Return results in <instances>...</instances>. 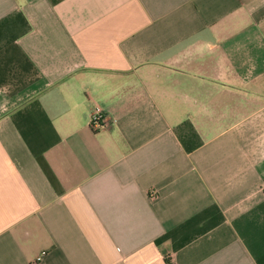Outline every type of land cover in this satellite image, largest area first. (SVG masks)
Segmentation results:
<instances>
[{
	"label": "crops",
	"instance_id": "1",
	"mask_svg": "<svg viewBox=\"0 0 264 264\" xmlns=\"http://www.w3.org/2000/svg\"><path fill=\"white\" fill-rule=\"evenodd\" d=\"M0 264H264V0H0Z\"/></svg>",
	"mask_w": 264,
	"mask_h": 264
},
{
	"label": "built area",
	"instance_id": "2",
	"mask_svg": "<svg viewBox=\"0 0 264 264\" xmlns=\"http://www.w3.org/2000/svg\"><path fill=\"white\" fill-rule=\"evenodd\" d=\"M108 119L105 117L104 111L102 108L100 107H96L95 110L93 111V113L91 114L90 117V126L97 130L103 126H106L108 124ZM152 196L155 197L156 196V192L152 193ZM42 257L38 258V261H41Z\"/></svg>",
	"mask_w": 264,
	"mask_h": 264
}]
</instances>
